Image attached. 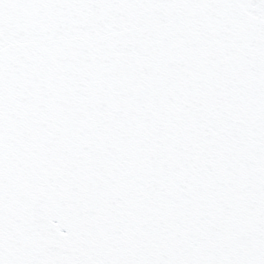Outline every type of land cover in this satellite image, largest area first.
Returning a JSON list of instances; mask_svg holds the SVG:
<instances>
[{"label": "snow or ice", "instance_id": "obj_1", "mask_svg": "<svg viewBox=\"0 0 264 264\" xmlns=\"http://www.w3.org/2000/svg\"><path fill=\"white\" fill-rule=\"evenodd\" d=\"M0 264H264V0H0Z\"/></svg>", "mask_w": 264, "mask_h": 264}]
</instances>
